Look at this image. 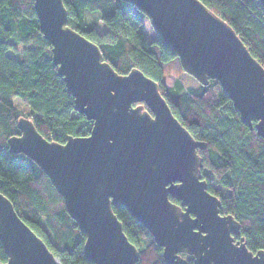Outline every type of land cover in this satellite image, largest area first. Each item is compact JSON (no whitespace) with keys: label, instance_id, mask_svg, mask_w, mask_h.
Returning a JSON list of instances; mask_svg holds the SVG:
<instances>
[{"label":"water","instance_id":"1","mask_svg":"<svg viewBox=\"0 0 264 264\" xmlns=\"http://www.w3.org/2000/svg\"><path fill=\"white\" fill-rule=\"evenodd\" d=\"M32 1L52 47V66L76 112L93 126L89 135L68 136L60 144L21 117L20 134L8 139V148L48 176L85 235L86 258L93 264H138L140 251L113 210L124 207L163 249L166 264H187L183 254L195 264H258L251 255L264 254L250 251L243 237L236 240L241 224L221 214L220 199L202 178L198 151L207 144L173 115L159 84L136 68L116 72L96 44L68 25L63 0ZM122 1L144 13L185 73L201 85L217 80L241 120L264 138V67L230 25L200 0ZM197 220L207 225L201 229L209 231L207 237L192 228ZM0 243L7 255L0 264H62L1 193Z\"/></svg>","mask_w":264,"mask_h":264},{"label":"trees","instance_id":"2","mask_svg":"<svg viewBox=\"0 0 264 264\" xmlns=\"http://www.w3.org/2000/svg\"><path fill=\"white\" fill-rule=\"evenodd\" d=\"M230 25L264 67V7L259 0H200ZM68 25L96 44L104 61L125 75L136 68L159 84L173 115L198 141L202 178L232 214L250 251L264 248V138L244 123L217 80L186 88L178 55L159 36L148 39V18L122 0H63ZM106 26L100 31L96 23ZM52 47L40 31L32 0H0V193L62 264H93L84 254L85 235L68 214L48 176L25 155L10 153L17 122L30 119L41 135L64 144L87 136L93 122L74 108V98L52 66ZM174 75L167 86L163 78ZM146 110L148 108L144 107ZM255 126V121L253 122ZM170 200L180 205L172 197ZM129 241L140 251L138 264H166L148 230L124 207H113ZM187 264L193 257L183 254ZM7 255L0 243V262Z\"/></svg>","mask_w":264,"mask_h":264},{"label":"rangeland","instance_id":"3","mask_svg":"<svg viewBox=\"0 0 264 264\" xmlns=\"http://www.w3.org/2000/svg\"><path fill=\"white\" fill-rule=\"evenodd\" d=\"M96 25L100 29V31H102V32H104L107 29L105 25H103L99 22H97ZM144 26H145V30H146L148 39L152 40L154 37H156V33H155L154 29L152 28L149 20H147L144 23ZM175 80H176V77L174 75H166L163 78V81L167 86H172L174 84ZM181 80L185 84L186 88L198 87L200 85V83L194 77H192L191 75H189L187 73L181 75Z\"/></svg>","mask_w":264,"mask_h":264},{"label":"snow or ice","instance_id":"4","mask_svg":"<svg viewBox=\"0 0 264 264\" xmlns=\"http://www.w3.org/2000/svg\"><path fill=\"white\" fill-rule=\"evenodd\" d=\"M167 184L170 185V182H167ZM177 190H178L177 194H180L182 192V189H180L179 187H177ZM195 219H196V217H193V220H195ZM192 224L199 225L198 227H192V228H196L199 233L206 234V237L209 235V231H207V230L201 231V229L207 227V225L202 220H197L196 223H192ZM199 236H201V235H199ZM259 254H264V248H261L259 250ZM251 258L258 261V264H264V255H259L258 258L251 255Z\"/></svg>","mask_w":264,"mask_h":264}]
</instances>
